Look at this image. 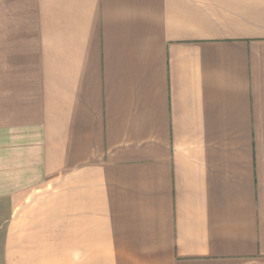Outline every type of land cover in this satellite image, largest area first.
I'll return each mask as SVG.
<instances>
[{"label":"crops","instance_id":"obj_1","mask_svg":"<svg viewBox=\"0 0 264 264\" xmlns=\"http://www.w3.org/2000/svg\"><path fill=\"white\" fill-rule=\"evenodd\" d=\"M0 264H264V0H0Z\"/></svg>","mask_w":264,"mask_h":264}]
</instances>
